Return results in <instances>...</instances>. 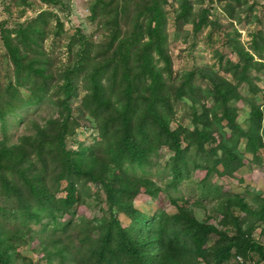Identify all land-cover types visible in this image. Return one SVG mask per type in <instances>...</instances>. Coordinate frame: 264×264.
I'll list each match as a JSON object with an SVG mask.
<instances>
[{
  "label": "trees",
  "instance_id": "16d2710c",
  "mask_svg": "<svg viewBox=\"0 0 264 264\" xmlns=\"http://www.w3.org/2000/svg\"><path fill=\"white\" fill-rule=\"evenodd\" d=\"M107 1L94 3L91 12L100 11L107 18L108 40L99 44V52L93 56V43L77 31L68 45L69 50L71 45L77 46L72 64L60 69L58 80L54 77L62 95L56 105L61 107L83 84L87 92L83 107L96 123L91 147L68 148L69 116L46 121L33 137H24L16 146L0 144V264L18 263L17 247L24 243L22 232H30L32 225L53 244L63 245L46 252L48 261L57 257L61 262L63 251L67 257L72 255L74 264H244L253 255L258 262L264 261V245L243 230L245 221L231 211L236 208L241 213H253L243 197L210 183L213 176L233 177L244 169L247 154L256 162L261 160L257 154L264 149V110L254 102L253 95L260 89L253 84L256 76L250 74L253 57L236 51L241 59L229 69L234 74L231 81L202 79L206 86L194 88L193 76L186 77L176 93L170 94L174 98L194 95L190 124L171 128L173 112L168 96H164L169 94L166 80L152 66V52L165 60L159 39L153 41V25L161 22L157 1L152 0L138 13L149 22V39L135 55L131 53L140 44L137 22L129 36L121 37L119 15L123 16L126 8L119 7L117 0ZM183 7L181 17L189 11L186 4ZM51 18L61 33L62 23L50 11L16 24L13 30L1 26V39L14 67V80L3 90L7 99L0 103L2 126L7 115L48 99L54 78L47 73L49 62L41 58V47ZM258 40L264 43L257 33L251 49L263 60ZM241 85L247 88V98L240 95ZM24 89L30 97H22ZM199 94L211 101V107L201 106L200 112ZM239 101L249 107L245 124L238 121ZM162 148L170 152L163 166L167 189L176 190L184 182L189 184L195 172H204L193 182L194 203L220 201L216 210L223 219L218 226L199 222L190 207L174 205L173 199L170 203L177 209L173 214L158 210L147 217L133 208L139 187L154 200L161 193L149 173L157 166ZM97 151L105 155L111 173L93 160ZM87 182L102 187L108 210L107 220L96 223V238L91 220L74 219V207L80 203ZM189 197L191 200L193 196ZM118 212L129 217V225L120 223ZM258 214L261 219L263 209L256 211ZM226 225L231 228L222 230ZM63 237L70 240L71 249L63 244Z\"/></svg>",
  "mask_w": 264,
  "mask_h": 264
},
{
  "label": "rangeland",
  "instance_id": "374dc122",
  "mask_svg": "<svg viewBox=\"0 0 264 264\" xmlns=\"http://www.w3.org/2000/svg\"><path fill=\"white\" fill-rule=\"evenodd\" d=\"M97 1L108 2L107 0H52L55 4H49L41 0H0V103L2 101L5 103L7 99L3 93L4 88L14 80V67L1 39V26L13 30L16 28V24L28 21L44 11L57 14L62 23L63 31L59 33L55 28V21L51 18L47 28L49 33L43 37L41 47L43 56L41 58L49 62L47 73L58 80L57 74L60 69L70 66L74 59L77 46L71 45L69 50L68 45L77 31H80L87 40L93 43V56L99 52V44L108 40L110 29L106 24L107 18L103 17L100 11L96 10L95 16L91 12L92 5ZM123 1L117 0L119 7L125 6L126 8L124 15L121 16V13L119 15L121 37L129 36L136 22L140 29L138 33L140 44L135 46L131 53L135 55L149 39L146 28L149 22L143 17L139 18L138 13L150 5L152 0H126L125 3ZM156 1L161 14V22L160 25H153V32L155 33L153 41L159 39L158 45L161 46L165 60L157 59V52H152L151 56L154 57L152 66L166 80L169 94L164 96H168L173 112L171 128L187 127L190 124V108L195 100L194 95L192 97L187 95L171 97V94L176 93L177 87L185 81L186 77L193 76L192 85L194 88L195 86L202 88L206 86L202 79L231 81L234 74L233 71L230 73L229 69L231 65L240 63L241 56L244 54L253 57L250 61L252 64L250 74L252 77L256 76L257 79L253 81V84L258 90L260 89L253 95L254 102L264 110L263 41L258 40L263 48L261 51L263 60L259 59L251 49L257 33L264 38V0ZM184 4L189 11L187 15L181 17ZM255 62H259L257 65L260 66L254 65ZM55 78L52 85L49 84L51 87L49 88L50 91L48 90L46 101L42 104L22 108L15 114L7 115L4 126L0 122V144L3 143L6 147L16 146L23 141L24 137H33L38 127L46 125V121L51 119L59 121L63 116H69L72 122L69 124L71 128L66 141L68 148L76 151L79 147H85V150L91 147L93 137L96 136L93 129L96 123L91 119L90 114L84 110L83 100L87 92L83 84L78 85L77 90L65 101V107H61L56 105L57 99L60 100L62 95L57 86L59 82ZM239 90L242 97H248L246 86L241 85ZM21 95L23 98H28L30 92L24 89L21 90ZM116 97V95L113 96L111 100L114 101ZM198 101L202 105L197 106V111L201 109V106L211 107V101L205 99L201 94L198 96ZM236 106L239 109L238 121L245 124L249 115V107L241 101L237 102ZM159 154V159L156 160L158 161L157 166L150 170L149 179L156 185L155 187L161 190V193L154 200L140 192L142 187H139V191H137L139 193L133 201V208L147 217L157 213L158 210H165L173 214L177 210L170 203L173 199L174 205H181L184 208L190 207L194 212V217L199 222H208L218 226V221L223 219L216 210L220 201H203L198 203L200 204L198 206H195L194 203L195 185L193 182H195V178H202L204 172H195L192 176L193 180L189 184L184 182L176 190L167 189L168 178L166 174H163V166L169 158L170 152L167 148H162ZM257 155L261 159L260 161L256 162L253 156L247 154L245 155L247 159L244 169L237 171L233 177L218 178L213 176L210 183L221 186L225 190L229 189L233 194H239L243 197L249 211L253 213H241L236 208L231 209V211L235 216L239 214L238 217L245 221L243 230L258 244L264 245V149L260 150ZM93 160L99 164L98 167L105 166V172H112V168L106 164L105 155L100 151L95 152ZM81 194L80 203L74 207L75 222L79 218L91 220V225H94L92 226L93 236L96 238L95 235L98 234L96 223L108 218L104 192L100 185L87 182ZM189 195L193 196L191 200L188 199L190 198ZM262 209L263 216L260 219V215H255V213ZM116 218L122 225L130 224L129 217L122 212H118ZM230 228L231 226L227 227L226 225L222 227V230ZM30 229V232L25 230L22 232L24 243L17 247L20 256L17 264H74L70 261L72 255L67 257L64 251L61 262L57 257L48 261L49 257L46 252H52V246L55 248L62 243L53 244L52 240L50 241L44 234H38L39 228L34 225L30 226ZM63 239L65 238L63 237ZM63 244H66L67 249H71V242L67 238ZM251 258L244 264H264L261 259L258 262L257 255H253ZM236 259L237 262L241 263L239 257ZM198 264L205 263L199 262Z\"/></svg>",
  "mask_w": 264,
  "mask_h": 264
}]
</instances>
